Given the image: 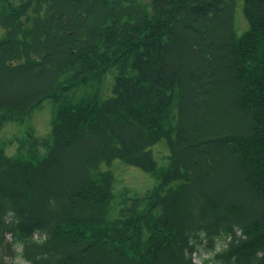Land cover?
I'll return each mask as SVG.
<instances>
[{
	"label": "trees",
	"instance_id": "1",
	"mask_svg": "<svg viewBox=\"0 0 264 264\" xmlns=\"http://www.w3.org/2000/svg\"><path fill=\"white\" fill-rule=\"evenodd\" d=\"M235 6L0 0V125L58 104L49 138L0 151V246L11 233L31 264H195L206 241L201 264H264V0H245L242 35ZM117 160L157 183L113 212Z\"/></svg>",
	"mask_w": 264,
	"mask_h": 264
},
{
	"label": "rangeland",
	"instance_id": "2",
	"mask_svg": "<svg viewBox=\"0 0 264 264\" xmlns=\"http://www.w3.org/2000/svg\"><path fill=\"white\" fill-rule=\"evenodd\" d=\"M236 24L238 35H242L249 27L245 15V0H236ZM225 30L226 27L219 28L215 32V36L212 38L216 40V42L224 41L227 34ZM102 82V89L100 90L101 98L106 99L112 95L113 75L109 74ZM79 88L71 91L68 94V98L71 97V100L79 99L97 91L99 86L98 84L91 82L90 84L82 85ZM217 93L213 95L214 100L217 98ZM57 105L56 101L48 99L40 107L36 108L31 116L23 121H11L0 126V146L4 147L5 145V152L12 156L17 153L19 142L21 141L26 143L25 150H27L34 138H49L52 130V117ZM46 151L47 150L44 146H39L38 152L40 156L44 155ZM153 152L158 161V166H167L169 163L167 156L168 154L170 155V151L168 147H166V144L162 142L156 145L153 148ZM105 169L107 168L105 167ZM111 169L115 175V191L117 193L121 194L122 191H125L127 196L130 197H134V195L144 196L145 193L151 190L156 184V180L148 173L130 167L121 161H116ZM62 174H65V172ZM60 187L61 186H58L59 190ZM0 200H2V197H0ZM52 202L56 203L57 200L52 199ZM204 246L205 243L201 247L203 248ZM14 250L19 251V246L12 248V251ZM1 255V262L3 264H29L19 258H14L7 246L1 248ZM195 261L200 263V257L197 256Z\"/></svg>",
	"mask_w": 264,
	"mask_h": 264
}]
</instances>
